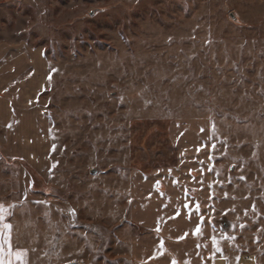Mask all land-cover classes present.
Listing matches in <instances>:
<instances>
[{
  "label": "rangeland",
  "instance_id": "374dc122",
  "mask_svg": "<svg viewBox=\"0 0 264 264\" xmlns=\"http://www.w3.org/2000/svg\"><path fill=\"white\" fill-rule=\"evenodd\" d=\"M0 97L27 264H264V0H0Z\"/></svg>",
  "mask_w": 264,
  "mask_h": 264
},
{
  "label": "crops",
  "instance_id": "0c3cea01",
  "mask_svg": "<svg viewBox=\"0 0 264 264\" xmlns=\"http://www.w3.org/2000/svg\"><path fill=\"white\" fill-rule=\"evenodd\" d=\"M1 98V97H0ZM2 100H0V103ZM10 101L7 99L5 101V106L2 105L0 108V118L6 119L10 116H13V112L10 110ZM9 112V115H8ZM7 116V117H6ZM196 187V185H194ZM194 187V197L196 198V188ZM0 205H3L6 212L3 213V219L0 220V234L7 233L11 238L10 229H4L3 225L8 224L5 222V218L8 212V207L0 202ZM0 242H2V235H0ZM9 251L13 254L8 255ZM20 252L24 253L20 258H17L15 253ZM200 255V256H199ZM199 255H188L181 258V262L186 264H258V257L254 252H243L238 254L225 253V254H199ZM27 255L25 251L21 248H16L12 243V238L10 239V246L0 243V264H27ZM180 261V259H179Z\"/></svg>",
  "mask_w": 264,
  "mask_h": 264
},
{
  "label": "snow or ice",
  "instance_id": "6c2138e0",
  "mask_svg": "<svg viewBox=\"0 0 264 264\" xmlns=\"http://www.w3.org/2000/svg\"><path fill=\"white\" fill-rule=\"evenodd\" d=\"M241 179H244V177H241ZM185 207H188V205H185ZM6 211H7V209H5L3 207V205H0V220L3 219V213L6 212ZM191 211L192 210L190 209L189 210L190 216H191ZM195 211L197 213L199 212V205L198 204L196 205ZM203 221H204V217L203 216H200V223L203 224ZM3 227H4V229H10L11 228V225L4 224ZM241 227H243V225H241ZM199 231H200V225L197 226L196 233H194V234H199ZM0 235H2V242H0V243L10 246V236L7 233H2ZM225 238L231 239L230 237H225ZM212 239H213V245L215 246L217 244L216 238L213 237ZM216 251L219 252L220 249L217 247L216 248ZM12 254L13 253L11 251H9L8 255H12ZM15 255L17 256V258H20L22 255H24V253L17 252V253H15Z\"/></svg>",
  "mask_w": 264,
  "mask_h": 264
},
{
  "label": "water",
  "instance_id": "95a60500",
  "mask_svg": "<svg viewBox=\"0 0 264 264\" xmlns=\"http://www.w3.org/2000/svg\"><path fill=\"white\" fill-rule=\"evenodd\" d=\"M94 171H95V169L92 170V172H94ZM60 264H82V263L79 262V261H68V262H63V263H60Z\"/></svg>",
  "mask_w": 264,
  "mask_h": 264
}]
</instances>
